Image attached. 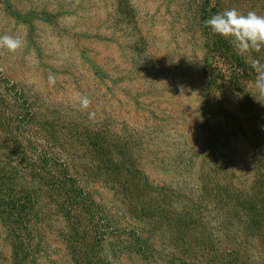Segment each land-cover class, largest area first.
<instances>
[{
	"label": "rangeland",
	"instance_id": "1",
	"mask_svg": "<svg viewBox=\"0 0 264 264\" xmlns=\"http://www.w3.org/2000/svg\"><path fill=\"white\" fill-rule=\"evenodd\" d=\"M202 1L0 0V36L25 42L15 54L0 49V68L32 103L39 122L52 121L59 131L104 125L127 140L149 181L179 193L185 200L176 205L191 210L209 237L222 232L217 226L223 219L210 199L198 195L195 178L202 167L207 171L210 150L204 148L201 129ZM223 1L226 9L264 15V0ZM256 55L264 61V52ZM217 60L229 79L230 63ZM49 73L56 77L54 86L48 84ZM254 81L255 74L242 79L239 92L227 86L220 93V110L210 119L207 135H221L224 143L225 158L216 167L221 183L247 187L256 176L255 163L261 166L264 160V144L257 160L247 146L254 131L264 139V99ZM77 93L90 99L88 109L80 108ZM91 183L98 196L108 202L115 198L111 189ZM250 243L257 258L256 242Z\"/></svg>",
	"mask_w": 264,
	"mask_h": 264
},
{
	"label": "trees",
	"instance_id": "2",
	"mask_svg": "<svg viewBox=\"0 0 264 264\" xmlns=\"http://www.w3.org/2000/svg\"><path fill=\"white\" fill-rule=\"evenodd\" d=\"M210 1L203 0L198 12L206 49L201 129L210 150L207 171L202 167L195 178L198 195L217 206L222 232L207 237L194 213L176 205L184 198L153 185L135 149L104 125L59 131L52 121L39 122L32 103L0 68V264H264V160L253 166L256 176L247 187L221 183L216 167L225 158L224 143L221 135H207L220 93L227 86L239 92L241 80L255 74L204 26L227 7ZM218 57L230 63L229 79ZM261 137L257 131L247 137L255 160ZM91 182L115 198L98 196ZM252 240L257 258L248 249Z\"/></svg>",
	"mask_w": 264,
	"mask_h": 264
},
{
	"label": "clouds",
	"instance_id": "3",
	"mask_svg": "<svg viewBox=\"0 0 264 264\" xmlns=\"http://www.w3.org/2000/svg\"><path fill=\"white\" fill-rule=\"evenodd\" d=\"M203 23L212 35L223 38L238 55L245 57L255 73L254 84L258 95L264 99V61L256 55L264 52V15H259L254 10L243 13L233 7L211 15ZM24 46L25 42L19 37L7 34L0 36V49H6L7 53L15 54ZM2 54L4 53H0ZM48 84H56V77L52 73L48 75ZM75 100L81 109H88L91 104L87 96L79 93Z\"/></svg>",
	"mask_w": 264,
	"mask_h": 264
}]
</instances>
